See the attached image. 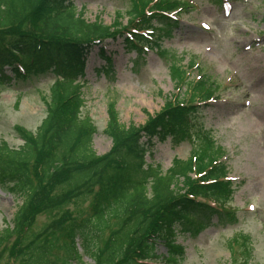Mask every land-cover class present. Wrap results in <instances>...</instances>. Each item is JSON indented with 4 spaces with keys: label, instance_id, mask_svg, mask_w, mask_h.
<instances>
[{
    "label": "trees",
    "instance_id": "16d2710c",
    "mask_svg": "<svg viewBox=\"0 0 264 264\" xmlns=\"http://www.w3.org/2000/svg\"><path fill=\"white\" fill-rule=\"evenodd\" d=\"M180 5L190 7L182 0H131L127 24L117 20L111 27L87 23L73 0H0V84L54 77L35 131L14 125L20 146L0 141V188L21 200L10 225L0 230V264H83L76 238L93 264H179L184 251L175 244L176 226L196 220L200 227L203 217L219 214L231 197L232 186L221 179L225 169L218 164L224 152L196 122L195 101L206 100L213 87L187 81L183 65H169L179 92L165 96L162 108L142 125L121 123L115 103L107 105L103 133L111 147L102 156L92 148L96 126L81 116L85 46L127 32L128 46L160 49L154 21L167 22L168 12ZM146 30L150 40L142 36ZM100 54L111 65L103 50ZM195 126L203 137L192 131ZM194 135L202 139L199 150L174 158L167 171L145 162L153 140L178 143ZM135 168L143 174L135 176ZM200 196L215 208L197 201ZM69 205L87 210L72 215ZM38 214L52 218L35 228ZM226 215L234 220V213ZM161 242L170 246L166 256L157 252Z\"/></svg>",
    "mask_w": 264,
    "mask_h": 264
},
{
    "label": "rangeland",
    "instance_id": "374dc122",
    "mask_svg": "<svg viewBox=\"0 0 264 264\" xmlns=\"http://www.w3.org/2000/svg\"><path fill=\"white\" fill-rule=\"evenodd\" d=\"M73 1L89 24L112 27L117 20L127 24L131 0ZM184 1L192 6L188 11L183 12L184 5H180L181 9L168 12L167 22L154 21L162 51L136 50L127 46L122 36L104 40L87 51L81 116L88 115L96 126L92 148L102 156L111 147L110 138L103 133L110 102L115 103L121 123L142 125L162 108L165 96L179 92L169 75L172 62L185 67L187 81L192 84L200 80L206 87L211 84V97L198 106V121L224 152L220 165L231 181V198L223 202L219 214L203 217L200 227L196 228V220L176 226L175 244L184 251L179 264H264V0ZM98 48L110 56L111 65L96 54ZM5 73L11 75L7 67ZM53 80L48 74L0 84V141L10 147L20 146L14 125L35 131L45 116L44 101ZM185 89L180 87L181 95ZM192 131L203 137L197 126ZM201 140L194 135L178 143L169 138L155 141L145 161L158 164L165 172L174 158L186 159L199 150ZM142 172L133 170L135 176ZM196 200L208 206L213 203L201 196ZM20 203L0 188V230L10 225ZM67 210L76 215L87 209L85 205L76 209L69 205ZM227 213H234V220H229ZM51 218L38 214L33 227L39 228ZM236 236L245 237L229 242ZM75 242L83 264H93L80 239ZM169 247L160 243L157 252L166 255Z\"/></svg>",
    "mask_w": 264,
    "mask_h": 264
}]
</instances>
